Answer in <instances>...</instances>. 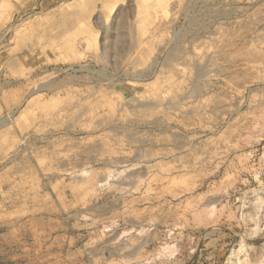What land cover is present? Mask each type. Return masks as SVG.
Segmentation results:
<instances>
[{"label": "rangeland", "instance_id": "obj_1", "mask_svg": "<svg viewBox=\"0 0 264 264\" xmlns=\"http://www.w3.org/2000/svg\"><path fill=\"white\" fill-rule=\"evenodd\" d=\"M0 264H264V0H0Z\"/></svg>", "mask_w": 264, "mask_h": 264}]
</instances>
